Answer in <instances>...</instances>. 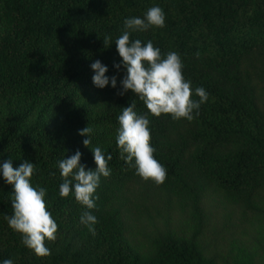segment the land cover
Segmentation results:
<instances>
[{"label":"trees","instance_id":"1","mask_svg":"<svg viewBox=\"0 0 264 264\" xmlns=\"http://www.w3.org/2000/svg\"><path fill=\"white\" fill-rule=\"evenodd\" d=\"M152 6L164 10L165 27L130 39L150 40L162 54L178 52L193 90L209 93L192 121L149 114L155 157L167 169L160 185L137 175L117 146L122 108L135 101L138 114L148 110L131 90L118 94L126 69L115 40L127 18H143ZM106 36L112 41L105 46ZM96 60L117 77L116 88L94 85ZM87 126L89 147L83 144L89 137L79 134ZM95 147L112 155L111 175L101 177L96 207L88 209L74 194L60 196L58 162L79 150L81 164L94 170ZM7 160L14 168L36 164L31 183L47 190L58 232L46 241L50 256L22 243L5 218L13 214L14 187L0 173V264H218L195 238L172 233L141 253L129 241L130 228L161 194L188 203L200 218L211 192L247 209L258 210L264 200V0H0V164ZM86 211L98 219L95 235L81 223ZM245 260L264 264L251 256L237 264Z\"/></svg>","mask_w":264,"mask_h":264},{"label":"clouds","instance_id":"2","mask_svg":"<svg viewBox=\"0 0 264 264\" xmlns=\"http://www.w3.org/2000/svg\"><path fill=\"white\" fill-rule=\"evenodd\" d=\"M166 14L159 6L150 7L143 18L131 17L124 21L125 30L116 40L117 51L122 57L126 75L120 81L122 91L119 95L131 90L145 104L148 112L138 114L136 103L123 107L119 115L117 130V146L120 149V158L129 165L135 162L136 173L145 181L151 180L157 185L167 179V169L155 157L156 149L152 146L151 121L149 114L155 117L171 115L174 120L187 119L192 121L199 115V109L209 99V93L203 87L193 90L192 82L183 75L184 64L181 55L175 51L162 54L160 48L155 47L152 41L146 44L141 40H131V34L136 31H147L150 28L165 27ZM105 46L112 41L111 36L104 37ZM199 53H196L199 58ZM115 67L120 69L121 65ZM94 71L93 83L97 88H105L109 84L117 86V77H109L107 66L96 60L91 64ZM198 96L196 100L193 96ZM195 112V115H194ZM93 129L89 126L80 130L81 136H87L83 141L86 147L92 143L90 134ZM97 167L87 169L81 164L82 153L77 150L71 157L58 162L63 177L59 186V194L63 198L74 194L78 203L88 209L96 207L95 195L100 185L101 177H109L111 170L109 161L112 155H105L100 147L92 148ZM36 172V164L24 161L18 168H14L12 161L7 160L0 164V173L5 182L14 187L12 198L13 214L6 216L10 228L20 233L22 243L37 256L51 255L46 241H55L58 224L48 210L46 202L47 190L33 186L31 178ZM54 175V173H53ZM81 223L95 235L94 225L98 223L96 216L91 212L81 215ZM2 264H14L12 259L3 260Z\"/></svg>","mask_w":264,"mask_h":264},{"label":"rangeland","instance_id":"3","mask_svg":"<svg viewBox=\"0 0 264 264\" xmlns=\"http://www.w3.org/2000/svg\"><path fill=\"white\" fill-rule=\"evenodd\" d=\"M257 206L258 210L247 209L238 200L211 192L204 199L200 218L188 203L161 194L149 201V215L133 221L129 241L147 253L155 237L172 233L183 240L195 238L208 256L217 257L218 264H237L250 256L264 263V200L257 201ZM88 233L79 237L86 238Z\"/></svg>","mask_w":264,"mask_h":264}]
</instances>
